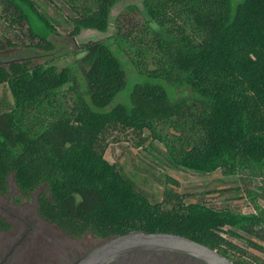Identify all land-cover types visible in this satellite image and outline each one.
I'll use <instances>...</instances> for the list:
<instances>
[{"label":"trees","instance_id":"1","mask_svg":"<svg viewBox=\"0 0 264 264\" xmlns=\"http://www.w3.org/2000/svg\"><path fill=\"white\" fill-rule=\"evenodd\" d=\"M43 1L40 8L34 0H0V51L54 55L49 5L73 35L105 32L111 23L115 31L75 52L85 88L52 56L0 65V85L11 96L0 108V191L12 182L23 199L33 197L41 218L72 237L170 232L234 264H264L254 255L231 258L238 248L222 235L227 226L263 232L264 207L244 214L185 202L170 177L153 201L104 156L110 131L133 133L138 143L147 131L164 142L171 165L262 176L264 0H143L114 17L119 0ZM128 73L126 100H116ZM183 88L190 93L176 95Z\"/></svg>","mask_w":264,"mask_h":264},{"label":"rangeland","instance_id":"2","mask_svg":"<svg viewBox=\"0 0 264 264\" xmlns=\"http://www.w3.org/2000/svg\"><path fill=\"white\" fill-rule=\"evenodd\" d=\"M34 1L38 3L40 8L45 6L43 0ZM142 1L119 0L113 5L111 16L114 17L125 11L128 5L140 4ZM46 11L50 17H55L57 20L54 22L56 32L51 33L49 36L50 41L55 45V54L48 55L40 50L7 49L0 51V65L20 60L40 62L44 58L52 56L51 59H58L57 64L59 66H71L72 77L76 78L80 87L85 88L83 83L84 68L72 63L74 54L81 49L83 43L104 39L111 35L115 31L114 24L111 23L105 32L82 28L78 34L73 35L69 33L71 24L64 20L61 11L57 15L51 5L46 8ZM121 57L124 59L125 56ZM127 79V88L116 97V100H126L133 75L128 73ZM189 93L186 88L176 90V95L180 96L188 95ZM10 99L11 96L7 86L0 85V108ZM164 129L168 131L167 127ZM142 136L143 139L138 143L133 133L110 131L109 136L106 138L107 147L104 156L110 162H116L120 165L122 170L148 193L151 200L161 199L164 186L167 185L169 187L171 185L165 180L170 177L177 182L172 187L180 194H183L185 202L200 200L213 207H226L234 212L244 214L258 212L256 205L264 207V174L259 177H251L246 172L236 171L228 173L220 168L212 172L201 173L174 166L169 164L167 160L166 148L162 140L153 138L147 131ZM0 205L6 207L4 212L7 213L9 211L10 213L7 215L14 222H19V219L25 218L34 221L35 217H37L34 212L33 197L23 199L12 182H10L8 190L4 191ZM31 213H34V216ZM37 226L43 229L41 233L61 236V233L52 225H45L39 221ZM226 229L228 230L222 232L223 237L238 248V250L233 249L230 251L229 255L231 258H235L239 254L242 257L254 255L259 260L264 261V231H259L258 226L248 230L228 226ZM97 241L98 239L89 235L84 239V245L80 246L89 247L97 243Z\"/></svg>","mask_w":264,"mask_h":264},{"label":"flooded vegetation","instance_id":"3","mask_svg":"<svg viewBox=\"0 0 264 264\" xmlns=\"http://www.w3.org/2000/svg\"><path fill=\"white\" fill-rule=\"evenodd\" d=\"M3 193L4 191H0V203ZM4 210L6 207L0 205V226L1 222L9 225V228L0 227V264H70L100 241L98 240L97 243L89 247L80 246L84 245L83 241L89 235L76 238L63 233L41 218L37 214L36 208H34V212L37 217L34 221L25 218L19 219V222H14L7 215L10 212L5 213ZM31 215L34 216V213ZM39 221L45 225H52L61 233V236L41 233L43 229L37 226ZM107 264L208 263L183 252L138 250L120 256Z\"/></svg>","mask_w":264,"mask_h":264},{"label":"water","instance_id":"4","mask_svg":"<svg viewBox=\"0 0 264 264\" xmlns=\"http://www.w3.org/2000/svg\"><path fill=\"white\" fill-rule=\"evenodd\" d=\"M138 250L183 252L208 264H233L216 249L184 235L145 230H131L100 240L70 264H107L120 256Z\"/></svg>","mask_w":264,"mask_h":264}]
</instances>
